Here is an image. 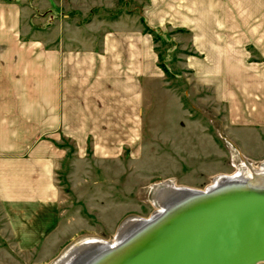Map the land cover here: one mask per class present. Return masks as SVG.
<instances>
[{
  "label": "crops",
  "instance_id": "0c3cea01",
  "mask_svg": "<svg viewBox=\"0 0 264 264\" xmlns=\"http://www.w3.org/2000/svg\"><path fill=\"white\" fill-rule=\"evenodd\" d=\"M33 1L0 0V264H49L75 239L56 178L63 140L80 158L117 159L124 148L134 155L151 129L144 109L155 92L181 104L154 33L194 29L201 57L185 58V83L210 90L229 127L264 134V0H210L209 27L189 15L203 0ZM230 132L242 152L253 151Z\"/></svg>",
  "mask_w": 264,
  "mask_h": 264
},
{
  "label": "rangeland",
  "instance_id": "374dc122",
  "mask_svg": "<svg viewBox=\"0 0 264 264\" xmlns=\"http://www.w3.org/2000/svg\"><path fill=\"white\" fill-rule=\"evenodd\" d=\"M28 1L31 6L35 3ZM203 1L204 9L197 11L195 17L197 22L194 7L193 13L189 12L193 26L205 21L209 27L211 23L210 4H206L210 0ZM230 1L239 4L244 0ZM125 12L126 6L108 11L113 17ZM33 13L28 9V17ZM243 18V9L237 7L236 34L243 33V25H240ZM194 32L191 28H169L162 37L154 39L158 64L166 67V77L172 81L170 87L181 104L159 90L155 92L153 105L144 109L145 123L151 129L146 131L138 153L130 154L124 148L119 158L99 161L91 152H87L85 158L78 157L70 141L63 140L60 144L67 154L56 175L63 198L60 210L67 220L73 219L75 226L70 231L76 230L77 235L69 245H63L49 264H55L64 252L86 238L111 239L127 218H147L155 210V192L161 186L174 184L202 190L214 176L236 171L250 173L261 165L264 144H260L259 139L264 134L244 127H229L223 119L225 109L213 101L211 91L185 83L184 79L192 76L185 68V58L201 57L192 46ZM252 55L251 59L256 60ZM229 131L253 151L242 152Z\"/></svg>",
  "mask_w": 264,
  "mask_h": 264
},
{
  "label": "water",
  "instance_id": "95a60500",
  "mask_svg": "<svg viewBox=\"0 0 264 264\" xmlns=\"http://www.w3.org/2000/svg\"><path fill=\"white\" fill-rule=\"evenodd\" d=\"M189 205L108 264L264 262V194Z\"/></svg>",
  "mask_w": 264,
  "mask_h": 264
},
{
  "label": "bare ground",
  "instance_id": "6f19581e",
  "mask_svg": "<svg viewBox=\"0 0 264 264\" xmlns=\"http://www.w3.org/2000/svg\"><path fill=\"white\" fill-rule=\"evenodd\" d=\"M259 166L250 173L236 171L214 176L211 183L202 190L164 184L165 186L156 189L155 210L147 218H127L109 240L86 238L64 252L55 264H108L133 244L160 228L173 215L187 209L182 208L184 206L190 207L195 203H201L202 206L204 201L228 197L229 193L264 194V160Z\"/></svg>",
  "mask_w": 264,
  "mask_h": 264
},
{
  "label": "trees",
  "instance_id": "16d2710c",
  "mask_svg": "<svg viewBox=\"0 0 264 264\" xmlns=\"http://www.w3.org/2000/svg\"><path fill=\"white\" fill-rule=\"evenodd\" d=\"M146 31H149V32L154 33L153 31H151V30H149V29H147V28H146ZM160 36L162 37V35H160V34H158V33H154V39H157V38H159ZM154 41H155V40H154ZM159 66L164 70V72L167 73V69H166V67H165L164 65L159 64Z\"/></svg>",
  "mask_w": 264,
  "mask_h": 264
}]
</instances>
